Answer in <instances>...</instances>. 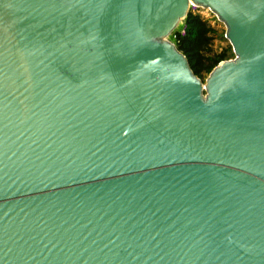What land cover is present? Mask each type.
<instances>
[{"label":"water","instance_id":"water-1","mask_svg":"<svg viewBox=\"0 0 264 264\" xmlns=\"http://www.w3.org/2000/svg\"><path fill=\"white\" fill-rule=\"evenodd\" d=\"M0 264H264V0H0Z\"/></svg>","mask_w":264,"mask_h":264},{"label":"trees","instance_id":"trees-1","mask_svg":"<svg viewBox=\"0 0 264 264\" xmlns=\"http://www.w3.org/2000/svg\"><path fill=\"white\" fill-rule=\"evenodd\" d=\"M216 35L226 40L225 31L219 33L207 18L191 7L187 16L172 32L170 39L187 57L194 73L202 78L204 74L208 75L219 62L234 57L230 43L220 50H212Z\"/></svg>","mask_w":264,"mask_h":264},{"label":"rangeland","instance_id":"rangeland-1","mask_svg":"<svg viewBox=\"0 0 264 264\" xmlns=\"http://www.w3.org/2000/svg\"><path fill=\"white\" fill-rule=\"evenodd\" d=\"M192 9L195 11L200 12L205 18H207L212 26H214L217 31L220 33L221 31H225V25L223 22L219 21L217 17L212 13L209 9L192 6ZM229 44L228 39L222 40L217 35L215 36L213 43H212V50L217 51L220 50L222 47H225ZM233 58V57H232ZM230 59V58H229ZM208 75L204 74L203 79L206 78Z\"/></svg>","mask_w":264,"mask_h":264}]
</instances>
